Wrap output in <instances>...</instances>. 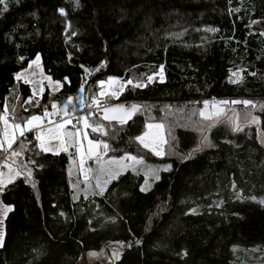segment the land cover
Masks as SVG:
<instances>
[{
    "label": "trees",
    "instance_id": "16d2710c",
    "mask_svg": "<svg viewBox=\"0 0 264 264\" xmlns=\"http://www.w3.org/2000/svg\"><path fill=\"white\" fill-rule=\"evenodd\" d=\"M79 5L0 2V114L31 97L17 74L37 57L44 73L61 84L58 102L83 91L87 114L101 102L93 100L100 81L117 78L126 84L119 102L141 108L125 124L101 121L102 137L118 156L157 161L136 137L147 124L161 123L167 143L158 161L171 162L172 169L148 192L141 190L144 175L128 170L102 195L97 190L76 199L69 155L28 151L30 181L18 176L1 192L12 210L0 264H77L113 243L125 246L116 264H249L237 259L243 251L264 250V144L258 132L264 133V0ZM160 73L162 80L148 81ZM137 82L145 85L135 87ZM212 99L252 101L259 126L234 130L221 121L201 146L198 132L166 117ZM45 106L51 109L48 90L20 122ZM34 137L27 134L13 149ZM4 158L0 149V164Z\"/></svg>",
    "mask_w": 264,
    "mask_h": 264
},
{
    "label": "rangeland",
    "instance_id": "374dc122",
    "mask_svg": "<svg viewBox=\"0 0 264 264\" xmlns=\"http://www.w3.org/2000/svg\"><path fill=\"white\" fill-rule=\"evenodd\" d=\"M20 78L18 81L27 83L30 88L32 95L25 103L23 107L19 106H10L7 107L4 114H0V116H4L9 125H13L14 123L21 124L22 127H25V123H21L23 112H27L29 110L35 109L36 102L39 101V105L43 100L44 94L48 90L49 92V100L51 102V109H47L49 112V116L45 117L44 112L41 114V119L39 123L36 121L32 122L31 126H28L29 129H33L32 131L27 130L24 132V135H27L30 132H33L35 137L31 143L25 142L23 143V147L21 144L17 145L15 149H9L8 153H5V157L7 156V161L3 160L0 164V173H3V178L5 180V184L3 188L9 184L7 181V177L9 175V168L5 166L6 164L11 165L14 171H20L21 175L26 176L27 171H31L30 162H28L26 158V154L28 151H32L36 149L40 152L44 153H61L65 149L61 147V140L56 139L54 136L52 138H47L45 140V145L49 148V151H43L38 145L40 143L39 140L36 139L37 135L44 133L47 135V130L51 128H55L58 124L63 123L65 120L71 121V123L65 124L64 129L60 131L62 133H66L68 128H72L73 132L76 129L80 130V135L78 139V143L81 147L86 151L87 155L91 158L89 159V164H86V169H84L83 176L88 184L83 185L86 190H100L97 187V181H100L103 189L109 185V183L121 176L128 170L142 173L145 177L144 184L142 188L144 192L150 191L155 183L160 179L161 174L163 172L169 171L172 169V163L167 161H158L159 157H162L165 152V145L167 142V136L165 133V128L162 126L163 124L155 123L152 125L153 127H148L145 129V132L141 135L144 136L145 133H148V136L145 137L146 141L151 145L149 148H145L149 152L155 155L158 158L157 161L143 159L131 153H125L123 155H116L114 152L113 146L110 142L105 140L102 137L104 132V126L101 121L104 122H115L118 124H125L130 119L134 117V115L140 111L141 104L137 103H121L119 102V98L125 92L126 84L120 79L113 78L115 83L109 84V79L105 80L104 84L100 83L97 85V92L94 93L93 100L99 99L101 100L100 104L96 107L95 112H91V115L84 112V104H86V95L83 91L79 92L76 96L69 99L66 103L60 104L57 100V94L61 89V84L55 82L50 76L46 75L43 71L41 59L34 60L27 70L23 71L19 74ZM46 77H50L51 79H47ZM162 80L163 76L160 73L158 76H151V81L155 79ZM149 81V80H148ZM137 84L145 85L142 82H137L134 84L135 87H143L136 86ZM117 93V96H113L112 93ZM35 93V94H34ZM208 104L205 105V101H203L200 105L192 104L188 107H183L180 109H172L169 113H167V119H173L174 123L188 127L196 132H198L200 136V144L201 146L206 143L205 137L208 136L209 129L216 123H220L221 121L227 122L229 125L234 127L237 130H242L247 126H259V119L254 114L256 107H253V104L245 105L241 100H207ZM221 101H228V103H220ZM232 101H241V103H232ZM53 103L56 104V108H53ZM123 105L124 111H109L107 113L108 117L105 119V108H113L115 106ZM132 105L140 106L136 111L133 112L131 118H125V122L121 123L119 117L124 116L125 111H131ZM255 105V104H254ZM15 109V111H13ZM24 109H27L25 111ZM222 110V111H221ZM180 111V112H176ZM201 111H204L205 116H201ZM83 112V113H82ZM52 113H55L52 115ZM80 114V115H79ZM207 117V118H206ZM257 118L255 122H253V118ZM85 120L92 126H96L95 124L101 126L102 131L98 130L93 132L92 127L85 128L84 123ZM41 122V123H40ZM156 125H160L159 128H156ZM75 126V127H73ZM4 121L0 120V131L4 132ZM259 132V140L264 144V133L260 130ZM19 133V132H18ZM19 137L20 134H18ZM22 136V137H23ZM85 136L87 139H85ZM67 139V138H66ZM89 140L100 141V146L96 149L95 153L89 152ZM19 142V141H18ZM103 143H107L109 148L107 151L103 148ZM140 143V142H139ZM67 149V147H66ZM164 149V150H163ZM13 151H18V156H11L10 153ZM160 154H157V153ZM97 155H99L100 159H97ZM127 156L136 157L137 160H140V163L127 159ZM124 158V159H121ZM115 160L116 163L109 164V161ZM111 169L113 172L118 173L115 178L109 179L107 175V170ZM72 179L74 181V189L78 191L80 189V183H78L77 179V170L76 166L71 167ZM83 172V171H82ZM156 176L159 179H156ZM18 176H14L12 181H14ZM11 181V182H12ZM107 181V183H105ZM10 182V183H11ZM0 191V248H2L5 238H6V219L11 212L5 211L9 206L5 205ZM75 198L78 199L79 196L75 194ZM125 249L123 244H108L99 252H90L84 254L77 264H116L120 259L122 251ZM236 253L238 249H235ZM94 253L95 255H91ZM239 262L241 263H249V264H264V250L258 247L250 248L247 251H243V255L240 256Z\"/></svg>",
    "mask_w": 264,
    "mask_h": 264
},
{
    "label": "snow or ice",
    "instance_id": "6c2138e0",
    "mask_svg": "<svg viewBox=\"0 0 264 264\" xmlns=\"http://www.w3.org/2000/svg\"><path fill=\"white\" fill-rule=\"evenodd\" d=\"M0 2H2V0H0ZM74 3H75V6L76 7H79L80 6L79 5V0H74ZM59 11H60V13L62 15L65 14L64 13V9H59ZM73 35H75V33H73ZM261 35H264V33H261ZM37 60H39V57H37ZM19 78H20V76H19V74H17V79H19ZM46 78L49 79V80L51 79L50 77H46ZM149 81H151V77H149ZM25 82H27V80ZM230 82L235 83L236 81H230ZM104 83H105L104 81H100V84L101 85H103ZM113 83H115V80L113 78H109V84L111 85ZM127 83L131 84L132 81H127ZM136 86H143V85L137 84ZM112 95L115 97V96H117V93L113 92ZM94 102H95V98H94ZM204 103H205V105H207L208 104V101H205ZM220 103L224 104V103H228V101H221ZM232 103H241V101H232ZM242 103H244L245 105L253 104L252 101H248V100L242 101ZM36 106H39V101L36 102ZM253 106H255V105L253 104ZM139 107L140 106H138V105H132L131 111H125L124 112V116L119 117L120 122L121 123H124L125 122V118H131V115L133 114V112L136 111ZM5 108H6V105H5ZM53 108L54 109L56 108V104L55 103H53ZM24 110L27 111V109H24ZM13 111H15V109H13ZM109 111H112V112H115V111H124V106L123 105H119V106H115V107H113L111 109L105 108L104 109L105 119L109 118L108 115H107V113ZM54 114L55 113H52V115H54ZM49 115L50 114L47 111V107L45 106L44 116L47 117ZM89 115H91V113H89ZM201 116H205L204 111H201ZM40 119H41V117L36 116V115H33L27 121H25V127H22L21 124H19V123H14L13 125H9L8 122H7V120L5 119V117L4 116H0V120L4 121V124H5V130H4V133H3V140H0V149H2L5 153H8L9 149H11V147H12L13 137L15 135V132H19L20 136H23L24 135V132L27 130L28 126H31L33 121H39ZM256 119L257 118L254 117L253 118V122H255ZM68 123H71V121L65 120L63 123L58 124L55 128H51L50 127L47 130V135L44 134V133H41V134L37 135L36 139L40 141V143H39L38 146L43 151H49L50 149L47 148L46 145H45V140L47 138H52L53 136L56 139H60L61 140V147L64 148L65 150H66V147L68 146L69 142H73V141L78 142L79 135H80V130L79 129H76L75 132H66V133H62L60 131L61 129H64L65 124H68ZM73 127H75V126H73ZM84 127L85 128L92 127V131L93 132L98 131V130H101L102 131L101 126H99V125L92 126L86 120H85V123H84ZM149 127H153V126L152 125H149ZM155 127L156 128H159L160 125H156ZM9 128H12L13 129V131L11 133L9 132ZM234 130H237V129L234 128ZM146 136H148V133H145L144 136H138V137H136V139L145 148H149V147H151V145L146 141V139H145ZM85 139H87L86 136H85ZM205 139H207V138L205 137ZM88 143H89V152L90 153H95L96 149L101 144L100 141H93V140H89ZM5 144L7 145L6 147H5ZM21 147H23V143H21ZM103 148L105 149V151H107L108 148H109V145L107 143H103ZM157 154H160V153L158 152ZM10 155L13 156V157L18 156L19 155V152L18 151H13V152L10 153ZM7 159H8V157L6 156L5 157V160L7 161ZM97 159H100L99 155H97ZM121 159H124V158H121ZM127 159L132 160V161H135L137 163H140L141 162L140 160H137L136 157L127 156ZM112 163H116V161L115 160L109 161V164H112ZM5 166H7L9 168V175L7 177V181L9 183L12 181V179L14 178V176L21 175V172L20 171H14L11 165L6 164ZM117 174L118 173L113 172L111 169H108L107 170V175H108L109 179L115 178V176ZM30 178H31V171L28 170L27 171V174H26V182H29L30 181ZM156 179H159V177L156 176ZM105 183H107V181H105ZM4 184H5V180L3 178V173H0V191H3ZM33 187H35V184L34 183H33ZM97 187L100 188V192L99 193H96V194L102 195L104 189L101 186L99 180L97 181ZM141 190L143 191L144 189L141 188ZM10 210H11V207L9 206L8 208H6L5 211L7 212V211H10ZM61 215H63V213H61ZM91 255H95V254L92 253Z\"/></svg>",
    "mask_w": 264,
    "mask_h": 264
},
{
    "label": "crops",
    "instance_id": "0c3cea01",
    "mask_svg": "<svg viewBox=\"0 0 264 264\" xmlns=\"http://www.w3.org/2000/svg\"><path fill=\"white\" fill-rule=\"evenodd\" d=\"M41 114H43V112L42 113H40V114H37L36 116H39V117H41ZM37 123H39V121H36ZM25 123V122H24ZM41 123V122H40ZM150 124H152V125H155V123H149V124H147V126L148 125H150ZM161 124V123H160ZM147 126H146V128H147ZM162 126H164V125H162ZM149 127V126H148ZM165 128V127H164ZM28 129H29V127H28ZM4 130H5V127H4ZM33 129H29V131H32ZM13 131V129L12 128H9V132L11 133ZM66 132H73V129L70 127V128H68L67 130H66ZM0 133H1V140H3V133L0 131ZM30 133H33V132H30ZM165 133H166V131H165ZM19 133L18 132H15V135H14V137H13V143H12V147H11V149L12 148H14V146L18 143V141H20L22 138H24L25 136H21V137H19V135H18ZM29 134V133H28ZM139 142V141H138ZM21 143H24V142H21ZM167 143V142H166ZM141 146H142V144L141 143H139ZM7 145L5 144V147H6ZM166 146V145H165ZM165 148V147H164ZM164 150V149H163ZM61 153H66V154H68L69 155V165H68V175H69V177H70V181H71V186H72V189L74 190V194H77L79 197L80 196H82V195H87V194H91V193H93V192H95V191H97V190H92L93 189V187H91V191L88 189V190H86L84 187H83V185H86V184H88L86 181H88V180H85V178H84V176H83V173L86 171H84V169H86L87 167H86V164H89V162H87V161H89V159H91L88 155H87V153H86V151H84V149L81 147V145L78 143V142H76V141H73V142H69V144H68V146H67V149L66 150H64L63 152H61ZM55 154H59V153H55ZM72 165L73 166H76V170H77V179H78V183H80V189L78 190V191H76L75 189H74V181H73V179H72V174H71V167H72ZM83 171V172H82Z\"/></svg>",
    "mask_w": 264,
    "mask_h": 264
},
{
    "label": "built area",
    "instance_id": "2783aa9c",
    "mask_svg": "<svg viewBox=\"0 0 264 264\" xmlns=\"http://www.w3.org/2000/svg\"><path fill=\"white\" fill-rule=\"evenodd\" d=\"M94 110H96V108L94 109ZM94 110H92V111H94ZM83 113V112H82ZM85 113H87V112H85ZM80 115V114H79Z\"/></svg>",
    "mask_w": 264,
    "mask_h": 264
}]
</instances>
